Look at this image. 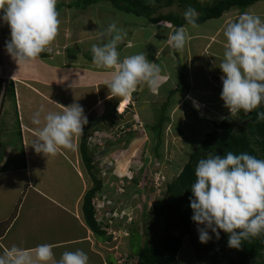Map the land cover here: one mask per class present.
Instances as JSON below:
<instances>
[{
    "label": "rangeland",
    "instance_id": "rangeland-1",
    "mask_svg": "<svg viewBox=\"0 0 264 264\" xmlns=\"http://www.w3.org/2000/svg\"><path fill=\"white\" fill-rule=\"evenodd\" d=\"M139 1L141 4L145 2L154 7L152 17L164 14L181 17L185 9H188L185 4L184 6L180 4L185 0H172V3H167L166 0ZM75 5L76 3L73 8L77 7ZM87 8L86 6L85 9ZM234 9L235 6L226 10L222 15L224 17L207 20L197 27L184 25L189 36L183 51L178 52L186 76L185 82L190 86L187 92H178L174 95L175 101L168 110L171 121L165 125L160 154L157 156L152 151V136L144 131L143 126L152 122L153 108L160 107L167 91L174 88L172 84L174 81H171V84L166 82L170 77L176 78L173 66L177 58L167 40L175 26L165 21L152 24L143 15L120 12L111 6L88 8L87 13L96 15L89 18L90 28L97 30L101 28L103 32L115 21L118 27L127 32L124 42L118 45L121 60L126 56L144 52L147 58L157 63L161 69L160 86L157 91L153 93L147 86H139L132 93L124 112L119 113L117 110L122 98L111 97L110 90L103 83L104 80L94 82L90 85V91L85 92L87 95L89 93L85 100L90 99L92 104L98 103L95 107H90L89 111L86 110L89 127L87 145L90 151L94 152L96 175L101 178L104 185L102 191L95 194L92 200L96 205L95 209L97 208V221L101 223L102 229L108 228V234L113 237L108 241L113 242L109 243V248L114 254V257L107 256L109 263L117 264L120 257L126 258L125 255L130 251L128 245L130 230L141 233L142 241L150 242H159L167 230L177 236L181 235V247L186 245V248L178 252L175 264H217L219 261L220 244L213 237L208 243H201L196 222L193 221L187 234L182 235V228H173L174 225L180 226V219L175 204L166 199V185L176 178L194 147L211 130L212 123L231 115L221 99L223 86L221 77L224 74L219 65L224 58L226 39L223 35L225 26L221 27V24L236 21L246 12L264 18V0L253 3L249 10L243 13L235 12ZM77 24L80 27L81 24L78 22L70 23L75 28ZM218 27L222 29L221 33ZM101 32L99 30L95 38L102 46L108 41L100 36ZM94 43L88 45L89 48H92ZM89 55L92 57L91 51ZM101 70L92 66L90 73L103 72ZM108 77L110 78V74ZM4 87V83L0 82V157L8 147L7 151H12L11 148L16 145L18 155H12L3 165L4 169H11L18 165L24 166L23 153L20 152V148L23 151V146L19 147L21 142L19 145L16 144L19 141V130L21 131L19 116L13 101V104L9 103L7 106L8 99L12 100V97L5 92ZM74 139L76 154L70 156L72 166H66L67 163L61 157L56 158L55 155L51 157L52 160H58L57 165H63L57 170L53 166L55 181L52 186L59 192L71 193L74 189L80 188L83 203L84 194L92 188L93 182L80 156V135ZM17 158H20V163ZM68 177L73 178L72 182ZM83 220L85 222V219ZM188 250L194 255L187 260ZM226 253L230 254V251L227 250ZM231 256L236 258L233 254Z\"/></svg>",
    "mask_w": 264,
    "mask_h": 264
},
{
    "label": "clouds",
    "instance_id": "clouds-1",
    "mask_svg": "<svg viewBox=\"0 0 264 264\" xmlns=\"http://www.w3.org/2000/svg\"><path fill=\"white\" fill-rule=\"evenodd\" d=\"M57 3L58 0H0V22L10 28L5 49L19 67L30 65L43 52L50 51L61 23ZM184 18L191 27L198 26L195 9H187ZM223 35L221 99L235 117L264 103V18L243 13L225 25ZM100 36L108 42L92 46V63L110 73L103 83L111 97L130 98L141 85L155 93L160 86L158 64L144 52L121 60L118 45L124 42L127 32L115 21ZM188 36L187 28L181 26L167 37L168 44L183 51ZM257 118L264 120V112L257 113ZM30 122L36 130L27 146L49 158L61 148L73 147L74 137L83 134L88 118L83 107L73 103L60 112L45 111L41 106L31 114ZM195 177L190 188L191 219L198 225L201 243H208L212 234L220 239L222 230L228 234V247L240 249L243 241L264 234V159L246 152L209 155L198 161ZM95 212L97 216V208ZM53 260L51 244H40L34 250L13 245L0 252V264H49ZM56 264H89V257L82 249L65 251Z\"/></svg>",
    "mask_w": 264,
    "mask_h": 264
},
{
    "label": "crops",
    "instance_id": "crops-1",
    "mask_svg": "<svg viewBox=\"0 0 264 264\" xmlns=\"http://www.w3.org/2000/svg\"><path fill=\"white\" fill-rule=\"evenodd\" d=\"M74 3L75 0H58L57 10L61 21L59 33L50 45V51H46L48 54H41L30 65L22 64L19 67L6 52L5 42L10 39V28L0 22V82L4 86H13L14 95H11L12 100L8 99L7 106L13 101L19 116L21 131L19 130V141L16 144L21 142L25 161V167L18 165L16 168H3L9 157L18 155L16 145L11 148L12 151H7L8 147L0 157V252L13 245L34 250L40 244H51L54 260L49 264H56L65 251L77 249H82L88 255L89 264H109L107 256L114 257L109 243L113 242L94 234L84 222L81 189H72L73 194L53 189L55 175L52 170L63 165H57L58 160H52V156L47 158L27 146L35 135L36 126L30 122L35 110L43 106L45 111L60 112L65 106L79 103L86 115V110L89 111L90 107H95L98 103L92 104L90 99L85 100L89 97V93L87 95L85 92L90 91V85L94 82L99 83L109 78L110 73L106 70L91 74L90 68L94 65L83 53L91 51L88 46L91 43L99 45L95 35L99 30L101 32V28H90L89 18L96 15L87 13L88 8L111 5L109 2H96L91 6L87 5L88 8L85 9L76 5L73 8ZM249 7L245 10H249ZM220 18L222 17L218 19ZM71 22L84 26L79 27L77 24L75 28L70 25ZM224 26L222 23L221 27ZM218 29L221 33L222 29ZM171 81H174L172 84L175 87L176 78L170 77L166 83L171 84ZM85 102L88 104H84ZM74 148L76 145L70 149L61 148L55 156L61 157L67 163L66 166L70 167L73 165L70 156L76 154ZM17 159L20 163V158ZM69 178L72 182L73 178ZM184 247L186 245L179 251H183ZM193 255L188 250L187 260Z\"/></svg>",
    "mask_w": 264,
    "mask_h": 264
},
{
    "label": "trees",
    "instance_id": "trees-1",
    "mask_svg": "<svg viewBox=\"0 0 264 264\" xmlns=\"http://www.w3.org/2000/svg\"><path fill=\"white\" fill-rule=\"evenodd\" d=\"M99 0H77L76 6L81 8L86 7ZM110 2L113 9L125 13H134L135 15H143L152 24H157L160 21L171 23L175 26V30L181 26L188 25L184 14L181 17L174 15H158L152 17L154 7L149 3H143L139 0H101ZM160 1V0H159ZM167 3H172V0H166ZM181 1V0H179ZM191 0L181 1V6L195 9L197 14V25L204 24L207 20L218 19L226 10L231 7L237 8L240 13L257 1L261 0H200L197 2H189ZM141 4V5H140ZM187 10V9H185ZM173 31V33L175 32ZM177 61L174 65L176 73V86L167 91L165 100L160 107L153 108L152 122L143 126L152 136V151L154 155L160 154V145L163 142V130L165 125L169 123L170 117L168 110L173 105L174 95L178 92H187L189 89L188 82H185V72L179 58V52L174 50ZM42 54H48L46 51ZM87 58L92 60L89 53H83ZM13 86L5 85V92L14 95ZM264 112V103L250 113L245 114L241 111L237 116L231 117L227 115L218 122L212 123V128L207 132L200 143L194 147L189 155L186 163L176 178L166 185V199L175 204V209L179 214L180 226H173L174 229L183 230V234H187L192 226L191 219L193 211L190 207V197L192 196L191 185L195 182V168L197 163L202 158H207L209 155H225L231 151L235 154L242 152L249 153L259 159H264V120L257 118V113ZM108 115V114H107ZM105 117V116H104ZM89 127L84 126L83 134L80 135L79 151L82 163L89 174L93 186L84 194L82 203V213L86 224L90 230L103 238L110 241L112 236L107 234L101 227V223L96 219L95 206L92 203V198L95 194L102 191L103 184L101 178L96 175V165L94 152L90 151L87 145V131ZM22 145V144H21ZM23 153L24 160V150ZM25 167V161H23ZM165 206L163 205L162 208ZM179 225V224H178ZM130 251L126 258L134 261V264H175L177 253L182 245V236L175 235L170 230L166 231L165 236L159 242H150L149 240L142 241V234L139 232L129 231ZM214 240L219 243L218 249L221 252L217 264H264V234L243 241L240 249L228 247V234L221 230L220 239ZM230 251L227 254L226 251ZM234 255L236 258L232 257ZM109 264H112L111 262ZM116 264V263H114Z\"/></svg>",
    "mask_w": 264,
    "mask_h": 264
},
{
    "label": "bare ground",
    "instance_id": "bare-ground-1",
    "mask_svg": "<svg viewBox=\"0 0 264 264\" xmlns=\"http://www.w3.org/2000/svg\"><path fill=\"white\" fill-rule=\"evenodd\" d=\"M129 101H130V98L123 97L122 100L119 102V105L117 107V110L119 108L121 110L120 112H124V109L126 108V105L128 104Z\"/></svg>",
    "mask_w": 264,
    "mask_h": 264
},
{
    "label": "built area",
    "instance_id": "built-area-1",
    "mask_svg": "<svg viewBox=\"0 0 264 264\" xmlns=\"http://www.w3.org/2000/svg\"><path fill=\"white\" fill-rule=\"evenodd\" d=\"M106 230L108 231V228H106ZM125 256H127V255H125ZM122 257H120L119 260H117V264H134V261H132L130 259L128 260L127 258H125V257L122 258ZM124 260H125V262H124Z\"/></svg>",
    "mask_w": 264,
    "mask_h": 264
}]
</instances>
